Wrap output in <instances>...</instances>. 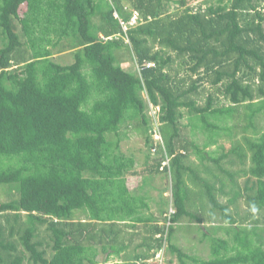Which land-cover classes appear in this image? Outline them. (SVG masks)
<instances>
[{
  "label": "trees",
  "instance_id": "trees-1",
  "mask_svg": "<svg viewBox=\"0 0 264 264\" xmlns=\"http://www.w3.org/2000/svg\"><path fill=\"white\" fill-rule=\"evenodd\" d=\"M177 2L183 9L172 13L166 0H0V185L17 193L0 202V264H97L100 250L108 253L102 263L107 264L112 254L129 247L121 238V223L148 224L149 235L136 247L154 248V253L165 247L178 264L186 259L190 264H264L263 234L255 226L236 231L234 247L211 237L207 259L190 256L170 241L173 224L184 217L204 222L190 207L204 209L205 198L211 213L219 209L235 223L228 205L217 199L216 183L224 191V178L236 184L239 172L247 175L245 192L235 191L229 202L243 197L254 212L264 210V133L243 134L242 142L219 157L206 151L217 144L221 130L233 133L239 126L227 123L241 117L239 105L247 109L243 131H255L254 117L264 112V0H205L196 10L187 0ZM134 12L139 20L125 29ZM63 40L74 50L68 65L52 59V48ZM123 46L138 71L120 64L116 53ZM176 66L186 67L188 78L180 77ZM255 79L257 88L251 83ZM205 80L219 88L228 105H216L214 93L197 104L193 94L199 95ZM150 104L159 107L162 142L150 141ZM183 109L192 131L206 135L202 147L182 137ZM137 119L147 143L161 152L145 172L161 173L163 154L170 157L163 169L172 180L175 210L167 217L169 226L142 215L147 203L126 183L136 170L134 157L120 148L125 135L120 127ZM189 146L199 164L188 161ZM247 158V169L233 172L223 165L236 159L245 164ZM78 211L86 218L76 220ZM41 225L49 232V257L37 238ZM229 249L236 252L228 254ZM149 256L137 253L134 259Z\"/></svg>",
  "mask_w": 264,
  "mask_h": 264
},
{
  "label": "rangeland",
  "instance_id": "rangeland-1",
  "mask_svg": "<svg viewBox=\"0 0 264 264\" xmlns=\"http://www.w3.org/2000/svg\"><path fill=\"white\" fill-rule=\"evenodd\" d=\"M178 0H166V11L175 12L181 11L183 7L180 6ZM205 0H187V5L192 7L194 10ZM127 8L129 11H133V6L128 4ZM25 6H21L20 12H23ZM95 24L100 23L99 16H94L92 18ZM134 24V23H133ZM127 26L131 24L126 23ZM20 28V26H18ZM127 29V27H126ZM20 31V30H19ZM128 42V40H126ZM67 41L63 40L59 43V45L55 48H52L53 51V61L68 65L74 62V50H71L66 45ZM2 43L0 41V47ZM117 57L120 60V64L127 71H138V63L132 56V53L127 50L124 46L117 50ZM179 76H185L188 78L189 70L186 67H178ZM252 77L248 78L250 80ZM251 83L254 88H257L259 85L258 80H251ZM199 95L193 94V97L196 98V102L198 105L205 104L206 97L208 93H214L216 97L219 98V102L216 104L218 106L228 105V101L224 100L221 95V92L217 86H212L208 80H205L203 84L198 89ZM143 96L146 97L145 92H143ZM238 110L240 112L241 117L234 120L229 119L227 123L231 124H239L237 128L234 129L233 133H224L221 130V135L218 137V142L216 145H212L206 148V151L211 156L219 157L224 150L230 149L236 141L242 142V135L247 134L249 136L259 135L264 133V112H260L256 114L254 117V125L255 131L250 127L247 131H243L241 125H245L246 121L242 118L243 113L247 111L245 105H239ZM149 116V125H148V134L150 135V141L155 142L154 140V131L158 129L159 122L158 116L155 115V111L152 112L150 107L146 110ZM158 111V107L156 112ZM185 116L181 119L182 125V137L189 142H194L198 146L202 147L203 143L206 141V135L201 133L199 129H196L195 132L192 131L191 126L189 125V121L186 117V109H183ZM125 121L120 127V131L125 133V135L120 139V148L127 156L134 157V165L133 169L136 170L135 174H129L126 176V183L128 189L134 194L142 196L147 203V207L142 208V215L150 216L154 215L156 217L158 224L163 225L166 224L169 226V220L167 219L168 215L174 212V206L172 201V180L170 173L164 171L159 174L149 175L145 172V167L149 165L152 159L157 158L160 155V151L152 150V145L147 143L146 141V133L144 125L140 120H133L129 122ZM229 132V130H225ZM110 139L116 138L114 135L110 134L108 136ZM157 137V136H155ZM158 137L161 138V135ZM162 141V140H161ZM189 158L188 161L193 162L195 165L199 164V160L197 158L196 153L194 152L192 146H189ZM164 153V152H163ZM164 155V154H163ZM235 156V155H230ZM228 159V158H227ZM236 163L230 164L226 160H223V165L229 170L235 172L240 170L241 168L247 169L250 165L249 158L246 159L245 164H241L238 159L235 160ZM205 163L209 167L214 168V163L212 160H206ZM202 167V166H200ZM202 175L209 177L207 173L201 172ZM247 175L243 172H239L234 175V181L236 184H233L230 178H224L226 181V187L224 191L219 189L220 183H216V195L217 199L220 203L228 205L227 212L234 219L235 223H230L229 220L223 216L219 209H215L212 213L210 212L211 203L205 198V208L202 207H190V210L196 213V215H200L201 218H204V222L199 224L195 219H190L189 217H184L180 222L174 223L172 226V236L171 242L178 246L184 253L197 257L207 259L211 257V237H219L226 239L228 241L229 247H234L236 242L234 240V233L236 231H242L251 229L255 226L261 234H263L264 243V210H258L254 212V209L246 202L243 197H239L235 200V202H229V200L233 197V193L235 191H239L244 193V184L246 181ZM214 182V180H213ZM187 184L192 188V190H196L197 188L193 185L189 180H187ZM204 189H202L203 191ZM203 197H205V191L203 192ZM17 193L15 189H10L8 185H0V202L7 201L12 198H15ZM199 203V202H198ZM197 203V204H198ZM204 205V204H203ZM200 206V203L198 204ZM204 207V206H203ZM75 219H84L86 218L85 213L82 211H78L75 213ZM24 219V218H23ZM254 219L258 221H254ZM126 224L121 223L118 224V228H122L121 238L124 240L126 244H129L127 250H125L119 256L112 254L107 264H114L115 262H128L130 264H178V260L174 253H171L167 248H161L155 255L154 248L149 249L145 246L136 247L139 243L143 241V238L149 233L146 232V225L144 223H138L135 228L125 227ZM46 225L39 226V235L38 239L44 241L45 248L47 250V257L52 255V250L50 248V239L49 232L45 228ZM247 228V229H246ZM203 230L207 232V236H204ZM17 238V237H15ZM168 243V242H167ZM166 243V244H167ZM236 252V249H229L228 254H233ZM110 253V252H109ZM137 253L149 254V258L145 260H141V258L134 259ZM135 254V255H134ZM108 253L99 251V255L96 258L98 261L97 264H102L107 257ZM171 261V263L169 262ZM191 260L186 259V264H190ZM26 264H29L28 262Z\"/></svg>",
  "mask_w": 264,
  "mask_h": 264
},
{
  "label": "built area",
  "instance_id": "built-area-1",
  "mask_svg": "<svg viewBox=\"0 0 264 264\" xmlns=\"http://www.w3.org/2000/svg\"><path fill=\"white\" fill-rule=\"evenodd\" d=\"M110 1H112V0H110ZM115 16L118 17L117 12H115ZM138 20H139V15H138V13H137V12H134V13L132 14V16H131L130 21L128 22V24L134 25V24L137 23ZM133 23H134V24H133ZM126 27H127V25L124 24V28H125V29H126ZM150 109L152 110V112L155 111V113H154V116H155V115L157 114V112H156L157 107H153L152 104H150ZM158 109H159V107H158ZM154 133H155V135H154V140H155L156 142H162V141H161V140H162V137H161V138L158 137L159 135H161L160 132H159V129L155 130ZM155 136H157V137H155ZM155 144H157V143H155ZM156 149H157V147H156V145H154L153 148H152V150H153V151H156ZM169 163H170V157H169L166 153H164V158H163V160H162V164H161L160 169L162 170V169H164L165 167H168V166H169ZM159 250H160V249H159ZM159 250H158V251H159ZM158 251H157V252H158ZM157 252H155L154 255H155ZM156 262H158V261H156Z\"/></svg>",
  "mask_w": 264,
  "mask_h": 264
},
{
  "label": "crops",
  "instance_id": "crops-1",
  "mask_svg": "<svg viewBox=\"0 0 264 264\" xmlns=\"http://www.w3.org/2000/svg\"><path fill=\"white\" fill-rule=\"evenodd\" d=\"M131 193H133V192H131ZM153 217H154V215H153ZM156 218V217H155ZM156 223H158V221H155ZM136 226H137V224H136ZM135 226V227H136ZM135 227H132V228H135ZM124 252V251H123ZM123 252H121V254L123 253ZM135 255V254H134Z\"/></svg>",
  "mask_w": 264,
  "mask_h": 264
}]
</instances>
